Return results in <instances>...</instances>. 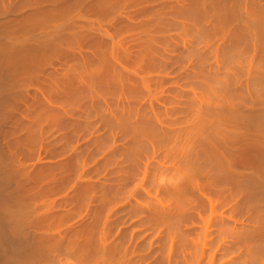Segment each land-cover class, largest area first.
Returning <instances> with one entry per match:
<instances>
[{"label": "bare ground", "instance_id": "1", "mask_svg": "<svg viewBox=\"0 0 264 264\" xmlns=\"http://www.w3.org/2000/svg\"><path fill=\"white\" fill-rule=\"evenodd\" d=\"M0 264H264V0H0Z\"/></svg>", "mask_w": 264, "mask_h": 264}]
</instances>
